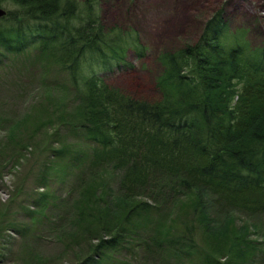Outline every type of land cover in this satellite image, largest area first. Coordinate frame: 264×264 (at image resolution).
<instances>
[{
  "label": "rangeland",
  "instance_id": "rangeland-1",
  "mask_svg": "<svg viewBox=\"0 0 264 264\" xmlns=\"http://www.w3.org/2000/svg\"><path fill=\"white\" fill-rule=\"evenodd\" d=\"M97 9L104 27L135 32L144 47L139 58L128 49L130 65L99 70L137 97L157 96V57L196 43L208 23L242 34L257 54L264 47V0H102ZM4 56L0 264H264V213L219 210L209 194L187 190L167 171L153 178L156 197L126 201L118 190L122 172L90 165L94 144L81 128L87 109L69 73L36 48ZM141 200L147 209L124 219ZM201 215L214 220L208 232L194 228ZM118 219L123 238L100 247V238L115 233L102 234V225ZM182 234L196 246L176 256L166 241Z\"/></svg>",
  "mask_w": 264,
  "mask_h": 264
},
{
  "label": "trees",
  "instance_id": "trees-1",
  "mask_svg": "<svg viewBox=\"0 0 264 264\" xmlns=\"http://www.w3.org/2000/svg\"><path fill=\"white\" fill-rule=\"evenodd\" d=\"M99 1L0 0V8H12L0 16V63L7 53L36 48L69 73L87 109L81 128L94 144L90 165L120 170L126 201L156 197L153 178L167 171L187 190L209 194L219 210L264 213V47L257 54L242 34L208 23L196 43L157 57V98L137 97L99 71L130 65L128 49L144 54L135 32L102 25ZM148 206L133 204L124 219ZM118 221L102 225V234L115 233L100 238V247L123 238ZM200 221L194 228L214 227L212 219ZM186 235L166 241L176 256L196 246Z\"/></svg>",
  "mask_w": 264,
  "mask_h": 264
},
{
  "label": "water",
  "instance_id": "water-1",
  "mask_svg": "<svg viewBox=\"0 0 264 264\" xmlns=\"http://www.w3.org/2000/svg\"><path fill=\"white\" fill-rule=\"evenodd\" d=\"M4 15V10L0 8V16Z\"/></svg>",
  "mask_w": 264,
  "mask_h": 264
}]
</instances>
